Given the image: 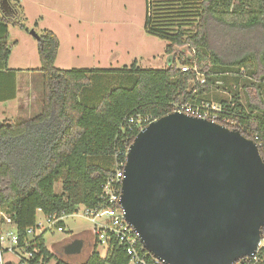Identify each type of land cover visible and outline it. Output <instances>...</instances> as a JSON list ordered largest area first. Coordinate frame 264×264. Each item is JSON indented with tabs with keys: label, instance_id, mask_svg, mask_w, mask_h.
<instances>
[{
	"label": "trees",
	"instance_id": "1",
	"mask_svg": "<svg viewBox=\"0 0 264 264\" xmlns=\"http://www.w3.org/2000/svg\"><path fill=\"white\" fill-rule=\"evenodd\" d=\"M7 1L12 16L0 13V71L11 52L8 25L23 27L18 0ZM164 6L170 13L179 9V18L165 20ZM144 29L168 40L164 52L172 55L170 63L148 69L133 62L121 70L123 85L110 90L90 88L92 76L101 85L102 70L55 67L59 39L52 30L43 29L37 37L40 67L31 71L41 74V111L25 120L0 121V212L11 217L20 245L37 242V259L42 255L55 264H128L117 244L101 257L94 243L79 263L56 258L44 246L43 234H27V229L35 226L38 209L44 215L69 216L80 206H97L102 185L115 172V156L123 158L138 132L129 131L125 119H156L176 102H208L213 76L248 77L242 95L235 90L219 104L242 135H258L264 161V0H145ZM179 58L181 64L195 63L205 84L181 72L175 64ZM8 71L14 88L16 71Z\"/></svg>",
	"mask_w": 264,
	"mask_h": 264
},
{
	"label": "water",
	"instance_id": "2",
	"mask_svg": "<svg viewBox=\"0 0 264 264\" xmlns=\"http://www.w3.org/2000/svg\"><path fill=\"white\" fill-rule=\"evenodd\" d=\"M11 19V6L0 0ZM120 205L143 248L165 264H234L264 228V161L236 128L169 112L142 127L126 152ZM83 246L74 239L65 255Z\"/></svg>",
	"mask_w": 264,
	"mask_h": 264
},
{
	"label": "rangeland",
	"instance_id": "3",
	"mask_svg": "<svg viewBox=\"0 0 264 264\" xmlns=\"http://www.w3.org/2000/svg\"><path fill=\"white\" fill-rule=\"evenodd\" d=\"M23 10V27L8 25V42L12 47L10 64L13 66L40 67L37 54V37L43 29L52 30L59 39V51L56 63L61 69L88 68L102 70L104 76L95 83L92 76L91 89H112L121 84V70L128 69L137 59V66L148 69H161L167 66L170 56L165 54L168 40L149 34L144 29L145 0H19ZM166 19L179 18V9L169 12L164 6ZM163 15V14H160ZM175 21L174 23H177ZM185 52L187 50L185 49ZM193 53V52H192ZM178 57V56H177ZM135 63V62H134ZM176 66L181 65V58L176 59ZM55 66V67H56ZM22 78L28 71H20ZM33 87L39 94L37 111H20L12 117L13 121L32 118L40 113L42 107L41 74L30 71ZM36 73H39L37 75ZM96 73V72H94ZM38 77L36 83L35 78ZM205 78V77H204ZM248 77L233 74L215 78L209 86L208 102L219 103L220 99L229 100L236 90L242 95L243 85ZM206 80V79H205ZM37 87V89H36ZM264 95V85H262ZM57 189L59 187L57 186ZM82 206L78 211L64 219L63 231L55 228L44 232L43 239L47 250L56 258L79 263L90 252L94 244L91 223L82 216ZM47 227L42 212L37 211L35 225ZM74 239H81L83 246L78 254L65 255L63 247ZM101 257L106 251L96 246ZM3 262L19 264L21 255L4 253ZM20 264H29L22 262ZM55 264V260L45 261Z\"/></svg>",
	"mask_w": 264,
	"mask_h": 264
},
{
	"label": "built area",
	"instance_id": "4",
	"mask_svg": "<svg viewBox=\"0 0 264 264\" xmlns=\"http://www.w3.org/2000/svg\"><path fill=\"white\" fill-rule=\"evenodd\" d=\"M178 69L181 72L192 73L198 84H205L204 75L195 63L192 65L181 64ZM174 111L192 117L204 118L228 128H236L237 125L236 122L230 119L219 103L201 102L192 104L190 102H176L172 104L170 112ZM125 120L129 131H139L154 119L150 116L134 115L127 117ZM251 137L253 141H256L258 149L263 146L257 134H252ZM127 149L122 159L117 155L115 156V172L113 175L108 176L102 185L101 202L95 207L82 206V216L91 223V234L94 243L96 246L104 247L106 253L117 244L124 248L128 264H165L143 248L138 233L124 218V210L120 205V189L124 177L123 168ZM64 218L65 216H58L55 213L44 215L47 227L40 224L35 225L27 229V234L38 236L52 228L63 231V226L59 223L63 222ZM29 246H32L31 250H27ZM4 253L21 255L22 260L29 264H45L42 255L38 259L35 256L39 253L37 242L33 239L32 241H24L20 245L16 226L11 217L0 212V264H4L2 260ZM234 264H264V228L257 250L251 256L239 259Z\"/></svg>",
	"mask_w": 264,
	"mask_h": 264
},
{
	"label": "crops",
	"instance_id": "5",
	"mask_svg": "<svg viewBox=\"0 0 264 264\" xmlns=\"http://www.w3.org/2000/svg\"><path fill=\"white\" fill-rule=\"evenodd\" d=\"M18 2H19V0H18ZM19 4H20V2H19ZM8 34H9V28H8ZM59 47H60V44H59ZM12 50L13 49L11 47V52H10V55L8 57V60H7L6 68L2 69L0 71V121L5 119V120H10V121L14 122L12 117L17 115L20 111H22V110L37 111L36 107L39 108V94H38V91H36L35 88L33 87V85H34L33 79L30 75L31 74L30 71L34 70V69L35 70L38 69L39 66H36V67L23 66V67H21V66L11 65L10 64V56H11ZM58 51H59V48H58ZM57 56H58V52H57ZM57 56H56L55 63H54L55 66L57 65V63H56ZM171 56L168 59V62L170 61ZM134 62L137 65V59L136 58L134 59ZM56 67L61 69L58 66H56ZM73 68H75V67H73ZM63 69H65V68H63ZM8 70H15L16 71L15 75H14V88H13L12 82H11L12 75H10ZM23 70L28 71V73H29V75H27L26 78H22L23 73H20V71H23ZM36 74L39 75V73H36ZM35 81H36V83L38 82V77L35 78ZM88 88H89V86H88ZM36 89H37V87H36ZM37 211H39V210H37ZM39 212H41V211H39ZM66 217L67 216H65V218ZM63 225H64V220H63ZM43 242H44V239H43ZM44 246H45V244H44Z\"/></svg>",
	"mask_w": 264,
	"mask_h": 264
}]
</instances>
